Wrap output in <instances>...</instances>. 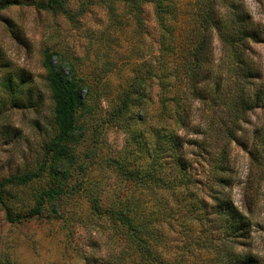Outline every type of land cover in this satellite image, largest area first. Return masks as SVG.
<instances>
[{
  "label": "rangeland",
  "instance_id": "1",
  "mask_svg": "<svg viewBox=\"0 0 264 264\" xmlns=\"http://www.w3.org/2000/svg\"><path fill=\"white\" fill-rule=\"evenodd\" d=\"M242 3L264 29V0ZM69 5L73 12L83 8L79 19L0 3V182L32 176L26 184L0 187V264H264V108L258 105L248 113L232 139L224 137L225 184L211 178L219 166L209 157L198 161L199 176L187 184L188 192L172 191L168 181L158 188L128 176L138 165L150 166L142 134L152 122L140 124L135 107L117 117L111 110L138 68L136 59L146 60L155 28L152 8H145L137 57L133 42L138 34L123 0H71ZM212 46L217 62V39ZM43 48L63 57L51 53L44 58ZM251 49L261 70L259 84L264 81V45L254 43ZM60 64L66 79L75 74L89 86L87 102L77 109L75 129L67 136L54 122L43 79ZM13 70L21 73V80L12 78L18 83L15 102L1 88V73ZM158 94L153 85L154 108ZM128 95L133 101V92ZM194 105L195 129L201 131L208 113ZM185 137L200 140L202 135L191 130ZM219 190L231 213L212 208L210 195ZM45 191L54 193L44 196ZM40 198L43 206L34 214ZM117 212L145 223L141 238L133 237L132 226L122 223ZM232 215L237 236L223 240V220L229 223Z\"/></svg>",
  "mask_w": 264,
  "mask_h": 264
},
{
  "label": "trees",
  "instance_id": "2",
  "mask_svg": "<svg viewBox=\"0 0 264 264\" xmlns=\"http://www.w3.org/2000/svg\"><path fill=\"white\" fill-rule=\"evenodd\" d=\"M71 0H0L5 6L23 5L33 7L37 11H57L68 15L69 19H79L83 8L75 12L70 10ZM133 21L134 46H143L141 32L146 19L145 8L151 6L155 28L151 30L150 42L146 45V60L139 63L140 50L136 51L138 67L132 74V80L120 95L119 105L111 110L113 116L126 114L131 107L136 108L135 119L140 123L151 121L144 127V142L148 143L150 166L144 169L139 165L128 176L149 181L158 188L166 182L171 183L172 191L188 192V183H194L199 176L196 166L200 159L209 157L214 167L219 166L211 178L225 184L224 156L226 141L234 137L235 131L241 128L248 113L258 105L264 108V81L260 79L261 70L252 57L251 45H264V29L257 27L242 0H123ZM85 3V2H84ZM113 3V0H109ZM157 31V38L154 37ZM156 36V35H155ZM220 43V54L215 62L213 39ZM140 40V41H139ZM138 44V45H139ZM63 53L43 48L42 55ZM46 72V87L55 124L61 136H67L74 130L73 117L80 107L85 105L89 95V86L72 75L66 79L63 74L65 65ZM45 68V61H42ZM71 69V65H67ZM2 90L15 102L17 80H21L18 70L1 73ZM12 84V85H11ZM17 86H15V85ZM24 85V83H20ZM159 89L158 108L153 107L151 98L152 86ZM25 86V85H24ZM36 98L41 99L43 92L38 89ZM86 94H82V91ZM128 92H133L134 100ZM123 93V92H122ZM121 93V94H122ZM31 94L28 95V98ZM195 103L202 105L207 114L205 128L200 131L194 124ZM203 114H205L203 112ZM206 117V116H205ZM201 134L200 140L186 138L187 132ZM179 131H184L179 134ZM225 137V138H224ZM210 140L214 145L209 146ZM220 150L216 152V147ZM209 147V148H208ZM195 148L197 151H192ZM214 148V150H213ZM162 167H159V166ZM222 165V166H221ZM159 167V169H158ZM31 175H14L0 182L4 185L26 184ZM214 191L210 198L215 212L229 209V203L220 193ZM54 191L43 192L51 196ZM1 198V197H0ZM44 199L40 198L35 206L34 214L40 212ZM202 202V201H201ZM200 202L201 209L205 205ZM116 215L122 223L132 226L133 237L141 238L145 223H133L123 212ZM238 215V214H237ZM227 223L224 218V229L221 230L223 240L236 238L235 216ZM238 217H241L238 215ZM242 218V217H241ZM244 220H241L243 223ZM221 238V237H219ZM229 238V239H228Z\"/></svg>",
  "mask_w": 264,
  "mask_h": 264
}]
</instances>
